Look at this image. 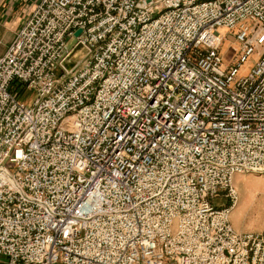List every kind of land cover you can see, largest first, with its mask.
I'll return each instance as SVG.
<instances>
[{
  "label": "built area",
  "instance_id": "obj_1",
  "mask_svg": "<svg viewBox=\"0 0 264 264\" xmlns=\"http://www.w3.org/2000/svg\"><path fill=\"white\" fill-rule=\"evenodd\" d=\"M160 1L147 24L153 0H42L0 57V264H264V235L228 222L232 176L264 172V56L248 77L223 74L212 34L256 18L238 35L250 53L264 0ZM76 28L108 46L95 68L66 66ZM49 40L60 51H37ZM199 43L211 50L192 62ZM16 81L32 106L9 93ZM219 190L231 203L213 208Z\"/></svg>",
  "mask_w": 264,
  "mask_h": 264
},
{
  "label": "rangeland",
  "instance_id": "obj_2",
  "mask_svg": "<svg viewBox=\"0 0 264 264\" xmlns=\"http://www.w3.org/2000/svg\"><path fill=\"white\" fill-rule=\"evenodd\" d=\"M26 1V0H21ZM40 1L34 0L30 9L26 10L23 18L20 20H14V29L18 28L13 38L9 41L5 52L0 55L4 56L9 46L13 43L17 37L19 31L26 24V22L31 18L33 11L38 7ZM152 11L149 14L147 24L153 22L159 18L162 14L169 10L162 1L153 0ZM205 0H197V2ZM125 0H119L120 5H123ZM137 13V10L134 9L129 13V16H132ZM40 17V16H39ZM102 19V18H100ZM12 20V21H13ZM57 23L62 22L61 17L55 16ZM17 21V22H16ZM141 24L136 27V30L139 32L141 29ZM262 25L263 23L257 20L256 18H246L241 21L237 20L232 25H220L212 28V34L216 38V45L213 49L214 53L220 57L218 64L219 69L223 74H227L230 70L235 69V76L238 78L248 77L257 67V62L264 56V42L246 54L241 49V40L238 38V35L241 31H244L246 35H249L254 29L253 26ZM105 27V26H104ZM102 27V28H104ZM245 27V28H244ZM77 30H80L78 34H75ZM44 35L45 31L40 30ZM73 36L67 34L64 38L67 47L69 49L68 60L66 62L67 68L75 70L82 68L85 64L88 63V60H92L95 63L94 68L98 65L99 58L105 56L108 51V46L103 48L97 47L95 43L90 40V35L88 40L84 38L85 41H91L89 47L83 46L78 42L76 36H78L82 30L80 28L71 29ZM11 33V31H8ZM13 35V33H12ZM11 36V34H10ZM48 45L49 52L60 51L56 48V44L49 40L43 43L37 44V51H40L41 47ZM102 45V43L100 44ZM211 49L205 46L203 43L192 46L189 51L186 53V57L194 62L195 56L206 55ZM32 70H38V67L30 66ZM61 66L57 65L54 68V75L56 78H60L62 74H65ZM70 76L71 73L69 72ZM67 75V76H68ZM54 77V76H53ZM54 77V78H55ZM78 83L85 82L88 79V75L82 74V77L79 78ZM64 81L62 83L64 84ZM96 82V81H95ZM94 82V83H95ZM101 81L99 80L98 84H93L92 92L90 95L89 103L94 101L95 95L100 88ZM9 93L19 102H23L28 106H32L37 98L36 92L31 88L27 87L24 83L21 82H11L9 85ZM168 108V106L165 104ZM232 186L236 190L237 200L233 208L228 214V222L232 227L233 231L238 234L253 233L258 235H264V173L257 172H244L241 174H234L232 178ZM207 201L213 208H221L230 205V200L228 197L224 196V190L216 191L215 193L208 194L206 197ZM177 229V221L175 220L172 224L171 230L175 232Z\"/></svg>",
  "mask_w": 264,
  "mask_h": 264
},
{
  "label": "crops",
  "instance_id": "obj_3",
  "mask_svg": "<svg viewBox=\"0 0 264 264\" xmlns=\"http://www.w3.org/2000/svg\"><path fill=\"white\" fill-rule=\"evenodd\" d=\"M33 1L34 0H0V55L5 52L9 41L18 30V28L14 29V20L23 18L26 10L30 9V5ZM8 31H11V33Z\"/></svg>",
  "mask_w": 264,
  "mask_h": 264
},
{
  "label": "bare ground",
  "instance_id": "obj_4",
  "mask_svg": "<svg viewBox=\"0 0 264 264\" xmlns=\"http://www.w3.org/2000/svg\"><path fill=\"white\" fill-rule=\"evenodd\" d=\"M248 172H257V173H260V174L264 173V172H259V171H248ZM232 178H233V176H232ZM231 182H232V180H231ZM93 205H94V202H89L88 201V202L83 204V208L82 209H83V211H91ZM153 206H154V204H152L151 207L147 209V212L150 211ZM185 220H188V218H186Z\"/></svg>",
  "mask_w": 264,
  "mask_h": 264
},
{
  "label": "water",
  "instance_id": "obj_5",
  "mask_svg": "<svg viewBox=\"0 0 264 264\" xmlns=\"http://www.w3.org/2000/svg\"><path fill=\"white\" fill-rule=\"evenodd\" d=\"M80 32V30H77L76 32H75V34H78Z\"/></svg>",
  "mask_w": 264,
  "mask_h": 264
}]
</instances>
